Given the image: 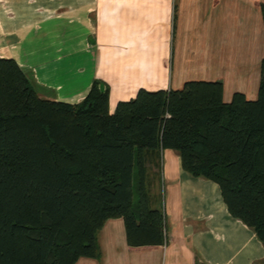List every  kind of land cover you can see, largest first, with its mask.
<instances>
[{"label":"trees","instance_id":"16d2710c","mask_svg":"<svg viewBox=\"0 0 264 264\" xmlns=\"http://www.w3.org/2000/svg\"><path fill=\"white\" fill-rule=\"evenodd\" d=\"M222 93L220 81L204 80L140 88L110 113L100 80L79 102L44 99L14 59L0 58V264L98 259V233L119 217L127 245L164 243L148 168L166 148L218 184L264 247V57L255 99Z\"/></svg>","mask_w":264,"mask_h":264},{"label":"crops","instance_id":"0c3cea01","mask_svg":"<svg viewBox=\"0 0 264 264\" xmlns=\"http://www.w3.org/2000/svg\"><path fill=\"white\" fill-rule=\"evenodd\" d=\"M24 1L0 0V58L14 59L41 98L76 103L100 80L111 113L152 89L159 67L169 69L160 89L220 81L225 102L236 91L256 98L264 0ZM158 165L166 241L129 246L122 218L108 219L98 233L101 257L75 264L264 263L262 243L228 212L217 183L189 174L169 148Z\"/></svg>","mask_w":264,"mask_h":264},{"label":"rangeland","instance_id":"374dc122","mask_svg":"<svg viewBox=\"0 0 264 264\" xmlns=\"http://www.w3.org/2000/svg\"><path fill=\"white\" fill-rule=\"evenodd\" d=\"M26 1H24V2H26ZM6 6H4V10L5 11H7V8L9 7V6L8 7H6ZM23 7H26V5L24 3H22L21 8H23ZM0 8H1V5H0ZM5 14L7 15V13H5ZM168 70H169L168 68H163L162 69L160 67L153 69V77H154V83L155 84L152 86V89H149V90H155V89H160L161 87H163V88L167 87V84H166V80L167 79L165 77H166V74H167ZM161 81H162V86L160 84ZM147 86H148V84H147ZM148 169L150 170V172L155 174V175H153V178H152L153 179L152 188H153V191L155 192V194L158 195L157 197H158L159 203L162 204L163 185H162L161 178H159L158 168L157 167H152L150 165Z\"/></svg>","mask_w":264,"mask_h":264},{"label":"water","instance_id":"95a60500","mask_svg":"<svg viewBox=\"0 0 264 264\" xmlns=\"http://www.w3.org/2000/svg\"><path fill=\"white\" fill-rule=\"evenodd\" d=\"M100 88L103 89V85L102 84H100Z\"/></svg>","mask_w":264,"mask_h":264}]
</instances>
